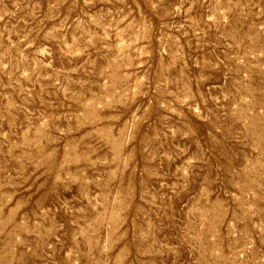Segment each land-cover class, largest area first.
Segmentation results:
<instances>
[{"label":"rangeland","instance_id":"obj_1","mask_svg":"<svg viewBox=\"0 0 264 264\" xmlns=\"http://www.w3.org/2000/svg\"><path fill=\"white\" fill-rule=\"evenodd\" d=\"M0 264H264V0H0Z\"/></svg>","mask_w":264,"mask_h":264}]
</instances>
